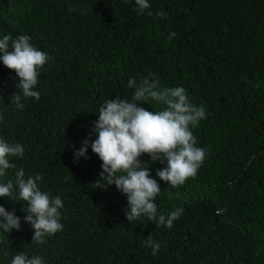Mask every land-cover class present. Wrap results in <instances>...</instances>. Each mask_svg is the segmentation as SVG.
Here are the masks:
<instances>
[{
  "label": "trees",
  "instance_id": "trees-1",
  "mask_svg": "<svg viewBox=\"0 0 264 264\" xmlns=\"http://www.w3.org/2000/svg\"><path fill=\"white\" fill-rule=\"evenodd\" d=\"M148 2L141 15L135 0H0V39L28 35L50 57L34 89L40 99L21 93L23 109L11 102L18 77L0 68V138L24 147L0 183L22 168L63 202L62 231L41 245L18 190L16 199L0 197L21 219L19 231L0 229V264L19 252L45 264H264V0ZM132 78L183 87L206 111L190 126L206 152L195 178L172 188L156 175L166 161L140 157L161 188L152 221L129 222L127 196L115 185L96 188L102 161L90 146L88 158L74 162L83 141L97 138L90 134L99 108L116 97L132 101ZM178 209L172 228L157 227L159 215ZM149 236L160 245L156 255Z\"/></svg>",
  "mask_w": 264,
  "mask_h": 264
},
{
  "label": "clouds",
  "instance_id": "clouds-1",
  "mask_svg": "<svg viewBox=\"0 0 264 264\" xmlns=\"http://www.w3.org/2000/svg\"><path fill=\"white\" fill-rule=\"evenodd\" d=\"M138 13L143 15L150 8L148 0H135ZM148 15H152L149 11ZM163 16V13H157ZM176 33L169 35V40L176 37ZM50 60L47 53L37 49L31 43L28 35H18L14 39L6 34L0 39V68L14 71L18 77L16 85L20 91L11 97V102L18 109H23L21 93L24 98L40 99L35 91L38 84L40 69ZM128 87L134 88L132 101L126 99L107 100L100 108L98 120L90 135L97 138L89 145L86 139L82 147L74 152V162L86 156L88 147L102 161V171L99 180L95 183L97 189L107 190L115 185L117 190L127 196L129 208L126 218L132 222L141 216L148 220H157V205L153 202L159 195L161 188L157 181L150 177L149 165L142 164L140 157L148 154L152 162H167V166L157 170L156 175L170 187L177 188L188 179L195 178L204 162L206 152L197 145V141L190 130L195 128L199 121L206 118L204 107L196 106L189 100L188 93L183 87L161 88L158 79H142L137 84L136 79L128 81ZM155 101L163 107L158 111H149L138 106V102ZM0 115V120H3ZM2 138V136H1ZM0 138V177L6 171L15 169L16 165L10 162V157L17 160L24 155V147L19 144H10ZM40 175L25 177L21 168L15 172V179L0 183V197L16 199L14 192L18 190V198L27 203L24 221L34 230L33 241L44 244L45 237L62 231L60 222L63 208L59 196L52 197L42 192L38 187ZM177 195H179L177 193ZM171 198V196L169 197ZM183 209L173 211L167 217L159 215L157 227L166 225L169 229L173 222L180 218ZM21 219L15 211H7L0 206V229L10 233L13 229L19 231ZM147 245L156 255L160 245L147 238ZM106 261V260H105ZM108 263L111 260H107ZM51 264L53 261H48ZM11 264H45L40 256L29 257L23 252L15 255Z\"/></svg>",
  "mask_w": 264,
  "mask_h": 264
}]
</instances>
